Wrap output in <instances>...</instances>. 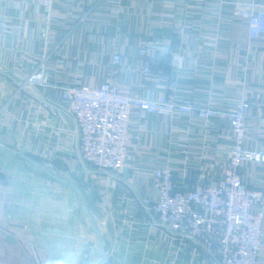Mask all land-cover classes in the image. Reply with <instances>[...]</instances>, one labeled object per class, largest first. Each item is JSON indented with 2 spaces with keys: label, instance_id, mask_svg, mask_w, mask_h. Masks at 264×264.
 <instances>
[{
  "label": "crops",
  "instance_id": "0c3cea01",
  "mask_svg": "<svg viewBox=\"0 0 264 264\" xmlns=\"http://www.w3.org/2000/svg\"><path fill=\"white\" fill-rule=\"evenodd\" d=\"M235 3L264 8V0H0V264H50L69 251L78 264H212L200 244L157 224L154 171L169 167L177 190L216 184L229 165L230 124L134 109L124 167L94 169L62 91L114 81L131 95L174 93L199 108L245 101L244 147L264 152V37L249 36ZM40 70L46 83L26 81ZM238 173L264 192V164L242 162ZM260 251L264 264V215Z\"/></svg>",
  "mask_w": 264,
  "mask_h": 264
},
{
  "label": "built area",
  "instance_id": "2783aa9c",
  "mask_svg": "<svg viewBox=\"0 0 264 264\" xmlns=\"http://www.w3.org/2000/svg\"><path fill=\"white\" fill-rule=\"evenodd\" d=\"M52 0H45L51 5ZM232 15L246 22L251 38L264 37V8L255 3H235ZM46 36V34H43ZM113 63L121 56L115 54ZM144 72L150 71L145 65ZM26 81L46 83L42 70ZM80 133L82 159L92 168L114 171L124 167L132 110L147 114L185 115L204 120L220 119L230 124L233 133L229 165L216 183L196 182L192 188L177 190L169 167L154 171L156 198L151 212L157 224L176 239L201 245L212 264H259L264 215V192L248 188L238 173L242 162L264 164V152L244 147L248 127V104L240 101L231 111L199 108L179 102L174 93L149 99L131 95L116 82L92 87L75 82L62 91ZM264 128V117L261 119ZM258 206L259 210L254 211Z\"/></svg>",
  "mask_w": 264,
  "mask_h": 264
},
{
  "label": "clouds",
  "instance_id": "9594fccd",
  "mask_svg": "<svg viewBox=\"0 0 264 264\" xmlns=\"http://www.w3.org/2000/svg\"><path fill=\"white\" fill-rule=\"evenodd\" d=\"M56 239L59 243L65 242L63 237H57ZM50 264H78L77 253L75 251L66 252L60 258L50 261Z\"/></svg>",
  "mask_w": 264,
  "mask_h": 264
},
{
  "label": "water",
  "instance_id": "95a60500",
  "mask_svg": "<svg viewBox=\"0 0 264 264\" xmlns=\"http://www.w3.org/2000/svg\"><path fill=\"white\" fill-rule=\"evenodd\" d=\"M30 161H31L34 165H36L37 167H39L40 169H42V170L48 172L47 169L44 168L42 165L38 164V163L35 162V161H32V160H30ZM51 176H52L53 178L57 179L58 181H61V180H59L57 177H55V176H53V175H51ZM68 186H69L70 188H72V189H75V186H74V185H68ZM93 225H94V228H95L96 232L99 233L98 230H97V228H96V226H95V224H93Z\"/></svg>",
  "mask_w": 264,
  "mask_h": 264
},
{
  "label": "rangeland",
  "instance_id": "374dc122",
  "mask_svg": "<svg viewBox=\"0 0 264 264\" xmlns=\"http://www.w3.org/2000/svg\"><path fill=\"white\" fill-rule=\"evenodd\" d=\"M248 128V127H247Z\"/></svg>",
  "mask_w": 264,
  "mask_h": 264
}]
</instances>
